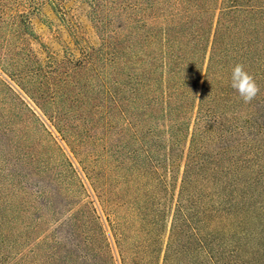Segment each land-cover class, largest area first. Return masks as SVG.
Listing matches in <instances>:
<instances>
[{"label": "trees", "instance_id": "trees-1", "mask_svg": "<svg viewBox=\"0 0 264 264\" xmlns=\"http://www.w3.org/2000/svg\"><path fill=\"white\" fill-rule=\"evenodd\" d=\"M71 1L0 0V264H264V0H76L42 57Z\"/></svg>", "mask_w": 264, "mask_h": 264}, {"label": "rangeland", "instance_id": "rangeland-1", "mask_svg": "<svg viewBox=\"0 0 264 264\" xmlns=\"http://www.w3.org/2000/svg\"><path fill=\"white\" fill-rule=\"evenodd\" d=\"M67 6L71 8V10L67 11V14H74V16L79 18V21L73 22L74 25L71 24V22L69 23L63 20L62 16L65 13L58 14L49 6L43 7L41 13L37 16H34L32 19L33 27L37 35L39 36L41 43L43 44L42 46L39 43L34 42V48L42 57L47 56L46 53L48 52L57 56H63L67 48L73 49L74 42L72 40L71 33H73L72 31L76 30V28L81 27L82 31L87 33L92 41H96V37L92 29V24L89 20L86 6L77 3L76 0H72ZM1 80L5 83L9 95L11 94L15 97L19 96V98H21V100L29 108H31L33 112L36 113L39 121L44 124L46 123L47 128L50 131H54L51 128L50 123L46 120V118L38 109L37 105L28 95H26L7 76L2 75ZM0 93L1 98L6 99L8 97H6V91ZM35 122L37 123V121ZM53 137L55 138V140H57L58 144L68 153V155L72 156L66 144L61 140L59 135L56 134Z\"/></svg>", "mask_w": 264, "mask_h": 264}, {"label": "clouds", "instance_id": "clouds-1", "mask_svg": "<svg viewBox=\"0 0 264 264\" xmlns=\"http://www.w3.org/2000/svg\"><path fill=\"white\" fill-rule=\"evenodd\" d=\"M230 87L246 104L251 103L260 92L254 76L241 63H237L231 70Z\"/></svg>", "mask_w": 264, "mask_h": 264}]
</instances>
